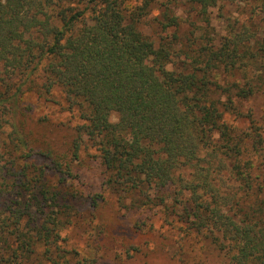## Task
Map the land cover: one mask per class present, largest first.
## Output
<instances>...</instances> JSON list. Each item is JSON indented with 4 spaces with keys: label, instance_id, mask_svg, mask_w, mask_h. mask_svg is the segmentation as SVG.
<instances>
[{
    "label": "trees",
    "instance_id": "16d2710c",
    "mask_svg": "<svg viewBox=\"0 0 264 264\" xmlns=\"http://www.w3.org/2000/svg\"><path fill=\"white\" fill-rule=\"evenodd\" d=\"M222 1L243 19L184 41L145 31L157 0H0V264H103L64 233L84 208L63 184L90 148L121 206L179 209L230 264H264L263 131L240 105L264 93V0H188ZM162 11L163 29L181 23ZM32 91L77 111L63 149L31 136Z\"/></svg>",
    "mask_w": 264,
    "mask_h": 264
},
{
    "label": "rangeland",
    "instance_id": "374dc122",
    "mask_svg": "<svg viewBox=\"0 0 264 264\" xmlns=\"http://www.w3.org/2000/svg\"><path fill=\"white\" fill-rule=\"evenodd\" d=\"M241 5L222 1L206 13H200L188 0H157L142 26L156 40L162 35L173 37L174 34L184 41L195 35L222 37L227 34L230 20L243 19L245 10ZM165 8L179 18L178 26L162 28L159 20H164L161 13ZM23 97L25 105L29 106L24 118L32 131L31 136L42 140L45 132L49 138L58 141L59 149H63L60 143L71 131L66 126L80 121L77 111H70L63 101L59 102V97L49 101L34 91ZM240 105L258 119L264 145V93L245 99ZM113 118L116 119V115ZM228 119L234 121L235 117L228 115ZM95 153V149L90 148L86 156L89 162H80L76 166L80 177L74 183L63 184L65 190L79 192L70 201L74 206L84 208L76 223L64 231L71 246L91 257L102 253L103 264H230L229 258L220 250L217 236L211 231L193 230L185 234L181 230L179 209L174 213L162 207L134 206L130 204L131 195L121 206L116 193L105 186L103 169L93 156ZM95 201L99 202L97 208ZM240 214L245 216L242 211ZM116 255H120V259L114 258Z\"/></svg>",
    "mask_w": 264,
    "mask_h": 264
}]
</instances>
